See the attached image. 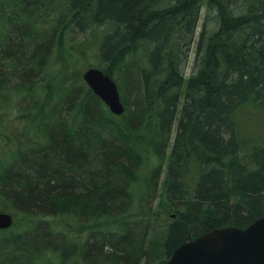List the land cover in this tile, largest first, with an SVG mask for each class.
<instances>
[{"label":"trees","instance_id":"obj_1","mask_svg":"<svg viewBox=\"0 0 264 264\" xmlns=\"http://www.w3.org/2000/svg\"><path fill=\"white\" fill-rule=\"evenodd\" d=\"M1 7V107L14 93L32 101L27 116L57 92L62 104L43 114L39 144L0 157V204L28 225L3 242L0 264H43L45 254L61 264H163L207 232L264 217V0ZM58 53L65 64L76 59L110 75L126 113H110L83 80L60 87ZM254 120L263 128L258 138L243 130ZM140 146L154 160L147 177ZM141 183L145 215H136ZM57 217L77 220L86 235L56 229Z\"/></svg>","mask_w":264,"mask_h":264},{"label":"rangeland","instance_id":"obj_2","mask_svg":"<svg viewBox=\"0 0 264 264\" xmlns=\"http://www.w3.org/2000/svg\"><path fill=\"white\" fill-rule=\"evenodd\" d=\"M1 4H2V0H0V19L2 18ZM201 26H202V22L200 24V27L198 28V34L196 36V41L193 45L192 53L190 55V60L186 67L187 79L190 78L191 73L193 71L196 45L198 41L199 32H201ZM77 39H81V36L79 37L77 36ZM64 46L69 47L68 44ZM63 52L65 51L63 50ZM64 56H65L64 54H60V53L57 54V58H56L57 69L54 72L55 81L60 82V87L63 83L65 85L67 84L68 87L71 86V83L73 85L80 84L82 80L84 81L83 75L88 68H84L82 62L76 59L75 61H72L71 65L65 64ZM95 60H96L95 58L91 59L90 63L91 62L95 63ZM59 79H61V81H59ZM69 79L71 81H69ZM65 91H67V87ZM46 93H49V91L43 92V94H46ZM61 95H62L61 93L57 92V94L54 95L53 101L51 100L48 101L47 105L44 108V111L39 112L37 109L36 110L34 109L35 112L33 113V116H27V113L23 112V109L25 107H29V108L32 107L31 105L32 101H23L22 98H19L17 96V93L12 94V99L11 101H8L6 108H2L0 105V157L1 158H9L12 152H15L16 149L23 150L25 148L37 145L39 144V142L43 140V135L40 133V130H39V122H41V120L44 119L43 114L47 116L52 115L53 114L52 109H55L58 105L62 104L60 101ZM39 98L46 101V99L42 98V96H37L35 100H38ZM41 102L43 101H40L39 103ZM42 107H43V103L40 104L39 108H42ZM30 119H33L32 125L29 124ZM243 130H245L244 132L246 133L245 134L246 136L250 134L257 138L260 137L259 135L263 133V128H260V124L256 120H254L251 123H246L244 125ZM262 136L264 139V135ZM148 138L150 139V137ZM140 147L142 148L141 149L142 156L140 154L141 159H142L141 174L142 176L147 177L149 176L154 160L148 148H145L143 146H140ZM166 178H167V161H166L165 167L163 168V173L160 179V194L161 195L164 192ZM138 187L139 188L136 189V196L138 199L137 200L138 206L136 207L137 208L136 212L138 214L136 213L135 214L145 215V211L141 206L143 205V200L146 199L147 192H146V188L143 187V183H141V185ZM0 210H3L0 212L10 213L14 217L13 226L7 229L6 231H0V254H1L2 253L1 247L3 245V242L11 239L13 235L25 233L27 231L28 225H27V222L22 217H20L17 214L14 215L10 210H8L4 203H3V206L2 204H0ZM171 218H174V217H171ZM51 221L54 224L56 229L70 234L71 237L75 236L76 239H83V237L87 233V230H85L84 228L85 225H82L80 222H78L77 220L71 217H57V218L51 219ZM45 256L46 254L42 256L43 264H61L53 260L50 256H46V257Z\"/></svg>","mask_w":264,"mask_h":264},{"label":"water","instance_id":"obj_3","mask_svg":"<svg viewBox=\"0 0 264 264\" xmlns=\"http://www.w3.org/2000/svg\"><path fill=\"white\" fill-rule=\"evenodd\" d=\"M83 78L92 92L117 116L125 113L118 84L98 68ZM13 216L0 212V229L13 226ZM164 264H264V217L245 229L217 228L179 246Z\"/></svg>","mask_w":264,"mask_h":264}]
</instances>
